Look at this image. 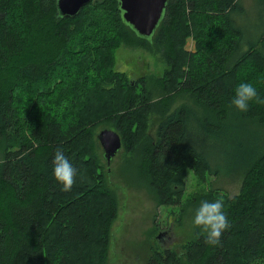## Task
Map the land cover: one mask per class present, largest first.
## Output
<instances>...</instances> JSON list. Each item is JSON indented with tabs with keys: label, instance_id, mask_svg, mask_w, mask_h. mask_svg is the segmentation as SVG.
<instances>
[{
	"label": "trees",
	"instance_id": "16d2710c",
	"mask_svg": "<svg viewBox=\"0 0 264 264\" xmlns=\"http://www.w3.org/2000/svg\"><path fill=\"white\" fill-rule=\"evenodd\" d=\"M239 2L166 0L149 43L117 0H90L73 17H59L55 0H0V264L108 263L116 208L102 130L118 136L128 179L152 190L156 206L180 204L187 171L208 190L196 206L224 201L230 227L219 246L195 229L173 254L157 231L146 264H264V104L229 106L241 82L264 97V22L244 30ZM122 44L156 47L161 74L117 71ZM184 95L191 102L171 108ZM232 127L258 137L233 129L242 135L232 139ZM219 146L231 149L215 157ZM57 148L77 169L70 191L52 178ZM232 178L237 192L218 196Z\"/></svg>",
	"mask_w": 264,
	"mask_h": 264
},
{
	"label": "rangeland",
	"instance_id": "374dc122",
	"mask_svg": "<svg viewBox=\"0 0 264 264\" xmlns=\"http://www.w3.org/2000/svg\"><path fill=\"white\" fill-rule=\"evenodd\" d=\"M239 9L242 10L241 16L238 17L239 26L244 30L251 31L264 22V0H240ZM186 48H191L189 41L186 43ZM115 57L117 71L131 79L151 74L159 76L164 69L160 51L154 46L148 48L138 44H122L116 51ZM190 102L189 96H178L174 98L171 108ZM191 107L194 106L191 105ZM102 126L104 125L99 128ZM233 129L246 131L247 134L244 135L249 138L258 137L255 130L250 128L232 127L226 130V134L232 139L233 137L238 139L237 137L242 135L238 132L233 133ZM230 149L219 146L211 152L217 157ZM235 150L238 151V149H233V151ZM98 154L101 159V151H98ZM128 156L120 148L111 158L112 160H109L110 163L107 164V166L110 164L109 168H105V164L101 160L103 170H108V183L114 195L116 208L115 219L109 225L111 238L107 243V264H146L145 262L152 253L150 247L156 249L154 235L157 231L160 232L157 238L159 247L165 250L168 247L172 248L168 251L173 254L181 253L184 250L182 244L194 237L195 229L192 227V217L195 209L199 206V204L196 206L195 201L201 192L208 191L207 188L196 183L191 172L187 171L180 204L167 207L156 206L152 190L142 187L131 178L128 179L129 165L123 164L124 161L129 160ZM212 180L213 177H209L208 181ZM226 183L229 185H223L218 196H233L238 190L240 179L232 178Z\"/></svg>",
	"mask_w": 264,
	"mask_h": 264
},
{
	"label": "clouds",
	"instance_id": "9594fccd",
	"mask_svg": "<svg viewBox=\"0 0 264 264\" xmlns=\"http://www.w3.org/2000/svg\"><path fill=\"white\" fill-rule=\"evenodd\" d=\"M154 36L155 33L148 35L149 43L154 41ZM252 102L264 104V97L259 94L257 87L252 82H241L236 85L229 106L240 112H247ZM52 165V178L62 185L61 191H70L76 181L77 169L73 167L62 148L55 150ZM192 227L199 229L200 234L204 235L205 244L219 246L222 234L230 227L224 212V201L222 199L202 201L194 211Z\"/></svg>",
	"mask_w": 264,
	"mask_h": 264
},
{
	"label": "water",
	"instance_id": "95a60500",
	"mask_svg": "<svg viewBox=\"0 0 264 264\" xmlns=\"http://www.w3.org/2000/svg\"><path fill=\"white\" fill-rule=\"evenodd\" d=\"M90 0H55L59 17H73ZM166 0H117L122 21L140 38L147 39L162 19ZM96 139L101 147L103 158L109 160L120 149L118 136L111 130L100 131ZM160 233L156 236V240Z\"/></svg>",
	"mask_w": 264,
	"mask_h": 264
}]
</instances>
